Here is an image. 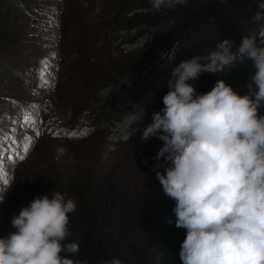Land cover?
<instances>
[{
  "label": "clouds",
  "instance_id": "9594fccd",
  "mask_svg": "<svg viewBox=\"0 0 264 264\" xmlns=\"http://www.w3.org/2000/svg\"><path fill=\"white\" fill-rule=\"evenodd\" d=\"M149 3L161 12L188 0ZM257 7L252 19L260 22L264 0ZM259 35H244L236 54L225 39L206 56L181 61L167 81L164 107L142 129V141L157 137L163 142L156 167L162 166L161 159L167 167L156 178L175 201V226L186 230L182 264H264V28ZM237 54L254 69L247 94L240 95L223 79L204 94L189 83L202 73L223 72ZM137 119L135 114L133 122ZM12 187L0 188V204ZM76 210L77 202L60 191L36 196L12 217L15 231L0 236V264H86L62 255L80 251L78 240L63 243L72 237L70 215Z\"/></svg>",
  "mask_w": 264,
  "mask_h": 264
},
{
  "label": "trees",
  "instance_id": "16d2710c",
  "mask_svg": "<svg viewBox=\"0 0 264 264\" xmlns=\"http://www.w3.org/2000/svg\"><path fill=\"white\" fill-rule=\"evenodd\" d=\"M261 2L188 0L175 10L154 12L149 0H109L106 24L116 45L123 46L114 79L127 70L133 71L134 78L125 84L124 77L119 76L114 87L107 84L102 89L101 98L113 101L116 110L112 120L99 121L96 130L117 144L131 142L129 164L144 178L139 184L138 174L127 169L126 183L121 177L116 179L110 170L95 175L79 163L64 173L60 183H48L49 187L39 196L56 190L77 202L76 212L70 215L72 237L63 243L78 240L80 251L76 255L64 252L63 256L86 264H103L113 258L122 264H182L179 253L186 230L175 226V201L163 193L156 178V172L163 173L167 167L163 159L159 162L162 166L156 167L155 157L163 142L157 137L142 141V129L152 122V113L164 107L163 96L169 91L167 81L181 61L195 55L206 56L225 39L232 42V52L236 54L244 35L261 38L264 20L252 19ZM253 74L251 61L237 54L234 63L223 72L202 73L189 83L198 94H204L223 79L245 95ZM145 75L148 86L140 90L133 81ZM260 111L264 114V107ZM135 114L139 119L133 122ZM117 172L125 177V168H118Z\"/></svg>",
  "mask_w": 264,
  "mask_h": 264
},
{
  "label": "rangeland",
  "instance_id": "374dc122",
  "mask_svg": "<svg viewBox=\"0 0 264 264\" xmlns=\"http://www.w3.org/2000/svg\"><path fill=\"white\" fill-rule=\"evenodd\" d=\"M108 4L0 0V188L13 186L0 204V236L15 231L12 217L79 163L126 183L127 169L138 174L129 164L132 143L96 130L116 110L102 89L119 76L125 84L134 78L127 70L114 79L123 46L106 24ZM146 77L133 85L146 88ZM143 178L136 175L139 184Z\"/></svg>",
  "mask_w": 264,
  "mask_h": 264
},
{
  "label": "snow or ice",
  "instance_id": "6c2138e0",
  "mask_svg": "<svg viewBox=\"0 0 264 264\" xmlns=\"http://www.w3.org/2000/svg\"><path fill=\"white\" fill-rule=\"evenodd\" d=\"M37 135H38V133H37Z\"/></svg>",
  "mask_w": 264,
  "mask_h": 264
}]
</instances>
